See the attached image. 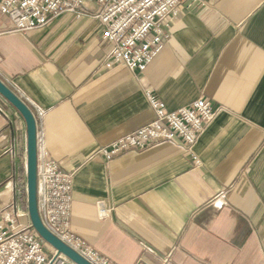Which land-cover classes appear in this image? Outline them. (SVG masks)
I'll return each instance as SVG.
<instances>
[{"label": "crops", "instance_id": "1", "mask_svg": "<svg viewBox=\"0 0 264 264\" xmlns=\"http://www.w3.org/2000/svg\"><path fill=\"white\" fill-rule=\"evenodd\" d=\"M92 5L25 33L0 15V81L35 119L37 162L73 174L70 231L112 264H264V0H193L144 72L106 66ZM146 91L218 112L191 148L95 155L151 122ZM3 211L30 226L26 125L0 96Z\"/></svg>", "mask_w": 264, "mask_h": 264}, {"label": "built area", "instance_id": "2", "mask_svg": "<svg viewBox=\"0 0 264 264\" xmlns=\"http://www.w3.org/2000/svg\"><path fill=\"white\" fill-rule=\"evenodd\" d=\"M85 3L97 6L93 19L101 24V38L113 45L107 67L124 65L144 72L169 39L172 21L187 11L193 0H0V15L11 32L44 28L62 14L81 16ZM153 114L151 122L100 148L95 155L105 160L126 151L144 150L150 144L179 139L191 148L218 112L211 102L198 98L188 106L168 111L151 91L145 92ZM198 164V161H196ZM73 174L61 171L47 153L37 162V204L44 227L90 264H112L70 231ZM104 214L103 209L99 210ZM0 264H73L52 249L48 256L31 226L17 215L0 213Z\"/></svg>", "mask_w": 264, "mask_h": 264}, {"label": "water", "instance_id": "3", "mask_svg": "<svg viewBox=\"0 0 264 264\" xmlns=\"http://www.w3.org/2000/svg\"><path fill=\"white\" fill-rule=\"evenodd\" d=\"M0 96L17 110L26 125V197L27 215L31 228L42 241L51 246L57 255L64 256L73 264H90L52 235L42 224L37 204V146L35 119L28 107L1 81Z\"/></svg>", "mask_w": 264, "mask_h": 264}, {"label": "rangeland", "instance_id": "4", "mask_svg": "<svg viewBox=\"0 0 264 264\" xmlns=\"http://www.w3.org/2000/svg\"><path fill=\"white\" fill-rule=\"evenodd\" d=\"M85 6L92 7V3H85ZM43 251L49 256L51 254L52 248L49 244L42 241Z\"/></svg>", "mask_w": 264, "mask_h": 264}]
</instances>
